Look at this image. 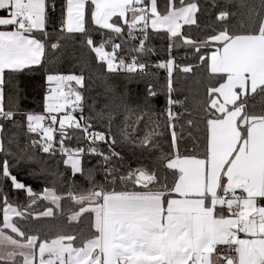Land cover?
Masks as SVG:
<instances>
[{"label": "snow or ice", "instance_id": "1", "mask_svg": "<svg viewBox=\"0 0 264 264\" xmlns=\"http://www.w3.org/2000/svg\"><path fill=\"white\" fill-rule=\"evenodd\" d=\"M0 264H264V0H0Z\"/></svg>", "mask_w": 264, "mask_h": 264}, {"label": "trees", "instance_id": "2", "mask_svg": "<svg viewBox=\"0 0 264 264\" xmlns=\"http://www.w3.org/2000/svg\"><path fill=\"white\" fill-rule=\"evenodd\" d=\"M153 43L157 45L158 51L157 54L161 57L164 56L163 48L160 47V45L163 44V41H161L159 38H154ZM158 75L160 77V83H164V77L165 72L163 69L158 70ZM132 87H136V85H132ZM139 87H143V85H139ZM46 85L44 80L41 78L39 74H37L32 80H30L27 84V93H28V107L35 109L37 111L42 110V103H43V95L45 93ZM164 97L161 96L160 100L161 103L163 102ZM34 187H38V185L34 184ZM68 206L67 204L65 205ZM41 223H46L50 225H55L57 223L61 225H65L66 222L63 220L60 221H42ZM67 230H71L70 227L67 228Z\"/></svg>", "mask_w": 264, "mask_h": 264}]
</instances>
